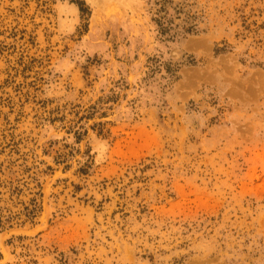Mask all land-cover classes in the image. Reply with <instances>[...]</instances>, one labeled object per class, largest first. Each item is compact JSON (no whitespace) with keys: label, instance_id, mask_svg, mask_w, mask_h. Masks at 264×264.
I'll list each match as a JSON object with an SVG mask.
<instances>
[{"label":"rangeland","instance_id":"374dc122","mask_svg":"<svg viewBox=\"0 0 264 264\" xmlns=\"http://www.w3.org/2000/svg\"><path fill=\"white\" fill-rule=\"evenodd\" d=\"M121 1L0 0V264H264V0Z\"/></svg>","mask_w":264,"mask_h":264},{"label":"bare ground","instance_id":"6f19581e","mask_svg":"<svg viewBox=\"0 0 264 264\" xmlns=\"http://www.w3.org/2000/svg\"><path fill=\"white\" fill-rule=\"evenodd\" d=\"M88 2H90L91 4H95V5H97V3H95L96 2V0H87ZM111 1H115V0H110V2ZM121 1V0H120ZM125 1V0H124ZM123 0L121 1V2H124ZM102 2V1H101ZM109 2V1H108ZM115 3V2H114ZM118 3V2H117ZM101 4V3H100ZM128 4V3H127ZM122 5H123V3H122ZM125 5V4H124ZM130 5H128V7H129ZM97 7H98V5H97ZM124 7V6H123ZM126 7H127V5H126ZM132 7V6H131ZM101 8V7H100ZM99 8V9H100ZM104 8V7H103ZM129 9V8H128ZM94 10H95V13H96V9L94 8ZM130 10V9H129ZM94 12V11H93ZM94 14V13H93ZM94 17V16H93ZM132 17V16H131ZM94 19V18H93ZM131 78V77H130ZM48 207V206H47ZM4 248V247H3Z\"/></svg>","mask_w":264,"mask_h":264}]
</instances>
